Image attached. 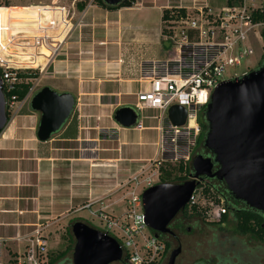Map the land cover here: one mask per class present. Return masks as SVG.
I'll return each instance as SVG.
<instances>
[{
	"label": "built area",
	"instance_id": "obj_1",
	"mask_svg": "<svg viewBox=\"0 0 264 264\" xmlns=\"http://www.w3.org/2000/svg\"><path fill=\"white\" fill-rule=\"evenodd\" d=\"M258 1L260 4L256 5L255 0H224L221 6L204 4L191 10L176 7L175 9H184V13H171L167 20L161 21L160 37L162 44H167L165 48L171 50L170 55L164 60L143 62L138 66L139 81L144 86L133 94V108L139 114L145 110H157L161 114L159 126L155 128L159 131L156 145L159 159L145 162L147 165L152 163L155 171L143 175L142 169H147L145 165L123 183L124 211L119 217L110 218L102 210H93L91 203L82 207L90 216L105 223L106 233L118 243L122 250V260L125 258L128 264H153L163 254V243L154 237L144 222L141 195L158 183V167L162 164L181 163L183 167L191 165L200 133V108L208 103L212 91L220 84L239 78L227 76L226 70L240 66L253 56L255 48L263 40L264 22L255 20V13L263 10L264 0ZM44 7L46 9L41 11ZM31 9L30 6L24 10ZM34 9L40 13L35 16L36 11H31L35 20L31 23L36 27L31 29L33 36L28 37V43H22L26 39L24 37H20L21 42L7 37L6 44L0 41L3 95L11 93L20 82L17 77L19 71L37 67L36 60L39 58L33 54V50L39 49L40 58L43 57V49L49 52V56H57L63 51L62 45L69 25L67 10L54 2L51 6ZM16 13H11L12 17L7 20L21 16ZM46 20L49 21V26L44 22ZM51 31L55 34L53 37L50 35ZM4 48L10 53L3 52ZM17 50L29 52L22 54ZM11 60L17 63L10 64ZM244 74L246 73L242 76ZM34 93V87L30 86L22 101L30 99ZM5 103L9 110L18 101L14 95H10L5 98ZM171 106H179L186 111L185 122L181 127L173 126L166 117ZM142 119L149 118L138 115L133 130L141 132L145 129ZM185 208L188 212L198 213L209 223H218L227 214L225 200L220 196L205 195L198 185ZM145 231H148L147 234ZM15 241L23 242L24 246L20 254L12 257L7 251V240L0 237V264H11V261H14L13 264H47L48 241L43 228H36L31 234Z\"/></svg>",
	"mask_w": 264,
	"mask_h": 264
},
{
	"label": "rangeland",
	"instance_id": "obj_2",
	"mask_svg": "<svg viewBox=\"0 0 264 264\" xmlns=\"http://www.w3.org/2000/svg\"><path fill=\"white\" fill-rule=\"evenodd\" d=\"M146 3L151 2L152 0H144ZM161 3H169L171 6L177 5V1H180V4L191 10L196 7H201L204 4L209 5L211 7L221 6L224 4V0H156ZM71 0H59L55 1L57 6L68 7L71 4ZM77 6L81 3L93 4L92 0H74ZM53 4V0H0V41L2 43L7 42L6 37L10 40L12 39L15 42L20 41V37H24L26 39L23 40L22 43H28L29 38L32 37L33 23V13L32 10L35 7L41 6H51ZM255 4H260L258 0H255ZM32 7L31 10H24L27 8H2V7ZM46 8H41L45 10ZM21 11V12H20ZM17 12L16 15H21L12 20H7L11 16V13ZM35 16H38L40 11L34 12ZM13 15L14 17L16 16ZM146 19L153 23L154 21H158L159 11L156 9H151L150 11L145 12ZM33 21V23H31ZM47 26H49V21H44ZM54 31V29H53ZM51 37L55 34L51 31ZM9 34H12L9 36ZM263 39V38H262ZM21 42V41H20ZM16 45L19 43H15ZM93 46V42H80L73 41L71 46L66 48V50L62 51L57 56H49V52L46 49H43L41 55L43 57L48 58H40L39 49L33 50V54L39 59L36 60V68H28L19 72H33L37 76L33 79H24V82L30 83L32 87H34L35 93L39 91L43 87H49L56 93L67 92L73 95L75 98V106L73 112L76 116H79L82 125L85 128H107L112 125L113 112L121 106H134L135 97L134 93L139 90V87H143L139 81L138 68H133L127 63V58H121L122 61H118L119 67H110L106 68L104 62L106 58L113 60V56L110 54H106L100 48H90ZM89 47V48H88ZM131 47H128L130 49ZM127 49V47H126ZM18 52L25 54L29 51L17 50ZM95 51V52H94ZM131 52L130 50H128ZM5 53H10L9 50L4 48ZM32 51H30L31 53ZM171 50L158 47V52L156 55V59L164 60L166 56L170 55ZM97 54V56H96ZM264 54V40L258 44L257 48H255V53L253 56L249 57L246 61L242 62L240 66L230 67L226 70V75L235 77H241L243 73H248L250 71L256 70L260 67V63L262 60V56ZM107 55V56H106ZM20 56V55H18ZM69 61H68V60ZM95 59V62H93ZM34 60V59H32ZM65 61V62H62ZM67 61V62H66ZM26 62V61H22ZM29 62V61H28ZM98 62V63H96ZM17 62L11 60L10 64H15ZM35 64V63H32ZM93 64H97L94 66ZM35 65H33L34 67ZM114 80H120L121 83L117 84H109L105 85L107 91L111 92H121L119 98L116 99H100L99 92H102L103 83L113 82ZM21 81V79H20ZM121 84V85H120ZM34 93V94H35ZM33 94V95H34ZM30 99L25 101L18 102L13 109L8 110L9 123H12L13 120H16L15 116L18 115H26L32 116L33 119H29V126L27 127H36L39 119V115L34 113L29 108ZM141 118L148 117L149 119L143 120L142 125L145 128L144 131L138 133L132 131L130 129H123L119 127V133L117 134V139L119 142L124 143L120 147V151L118 152V143L113 138L112 133H101L100 136L104 138L102 143H99L101 149L108 150L107 156L110 158L120 157L123 159H139L140 165H146V170L142 169V173L144 174H152L155 171V168L152 163L148 165L144 162L153 161L159 159V150L158 139H159V131L155 128L159 126L161 114L157 110H145L140 114ZM16 122V121H15ZM13 125V123H12ZM93 130V129H92ZM98 131L86 130L82 131L80 136L81 139H89L96 138V134ZM55 135V134H54ZM52 135L51 138L54 137ZM50 138V139H51ZM136 143H140L137 145ZM56 145L52 143L50 146ZM48 146V145H46ZM72 147H79V150H82V153H79L80 156H85L86 151L90 150V146L83 143H72L70 144ZM201 149V145H197L194 151L198 152ZM92 150V149H91ZM92 152V151H91ZM119 153V155H118ZM197 155V154H196ZM116 163L113 161L108 166V177L107 183L100 187V182L98 180L99 177H93V187L94 194L101 196L100 201L94 202L95 205L91 206L93 210H102L108 217L114 218L119 217L123 214V197H124V187L123 183L127 180L128 174L123 170L128 168L132 169L133 164L131 163ZM107 168V167H105ZM124 168V169H123ZM49 169V167H48ZM52 169H49L48 174L45 175V184H46V208L50 206V201L55 205L56 198L63 197L69 191V189H63V187L58 186L60 183L65 186V182H67V172L65 168H61V171H56L53 173L50 172ZM85 170V169H82ZM94 174H97L93 170ZM78 177H76V185L75 186L77 193L83 191L84 184L82 183L83 173H80ZM159 176V175H158ZM155 180V177H153ZM104 179V180H105ZM189 178H187L188 180ZM185 180V181H187ZM159 181V177H158ZM156 184H159L156 183ZM67 185L65 186V188ZM97 190V191H96ZM98 192V193H97ZM95 194V195H96ZM82 199H78L77 202H73L71 205L67 207V212L64 215L59 216L58 211H54L53 215H50L48 218L44 220L42 223L43 234L46 236L48 241V252H47V262L51 257H56L62 252H65L63 258L64 260L61 264H71V255H72V247L68 243L70 233V226L74 222H82L88 225L91 228H94L98 231H105V223L101 222L97 217H92L89 215L87 210L82 209L86 204H90L89 201L85 197H81ZM49 200V202H47ZM49 203V204H48ZM100 203H104L109 205L108 210L106 211L103 206L99 205ZM82 209V210H81ZM65 211V210H62ZM203 221V222H202ZM202 225L196 226L191 221H186L183 224V228L179 231L178 237L180 239V247L181 252L175 260L174 264H197L202 262L204 264H217L218 257L227 255L229 258H232V262H235V254L244 251L246 254L257 255L260 259L264 261V247H262L257 241L251 239L247 236L239 235L235 232L234 225L231 220L222 226H217L215 223L206 222L202 218ZM190 230L187 232L186 229ZM148 231H145L147 234ZM72 238V236H71ZM73 239V238H72ZM175 248L172 247L171 250ZM22 245L17 246L14 250L17 252H21ZM67 250V251H65ZM9 251V249H7ZM10 253V252H9ZM169 253V251H168ZM167 255H160L156 261L159 264H166L168 259ZM11 255V253H10ZM12 256V255H11ZM120 264V263H114Z\"/></svg>",
	"mask_w": 264,
	"mask_h": 264
},
{
	"label": "crops",
	"instance_id": "obj_3",
	"mask_svg": "<svg viewBox=\"0 0 264 264\" xmlns=\"http://www.w3.org/2000/svg\"><path fill=\"white\" fill-rule=\"evenodd\" d=\"M55 1L59 0H53L54 3ZM71 1L67 8L64 7L67 10L69 25L62 50L68 49L73 41L93 42L90 48L94 50L100 48L107 55L113 56L114 59L111 61L108 58L101 61L104 62L106 68L111 65L119 67L118 61H122L121 58H127V63L135 69L140 63L158 60L156 59L158 47L165 48L160 37L162 10L183 7L180 1H177V5L171 6L167 2L161 3L156 0L149 3L136 0L130 8L107 10L89 3L85 5L83 2L81 3L82 8L79 9V5L77 6L74 0ZM9 8L27 7L11 6L6 9ZM151 9L159 11L158 21L153 23L148 21L145 15V12ZM128 47L131 48L128 49ZM62 62L65 61L62 60ZM93 65L97 66V64ZM119 83H121L120 80L103 83L99 98L105 100L119 98L123 90L121 92L105 90V85H118ZM15 118L16 120L12 121L13 125L12 123L7 124L0 137V237L7 240L8 253L10 252L11 255L20 254L24 246L23 242L15 240L31 234L36 228H42L44 220L53 215L54 211H58L59 216L64 215L67 207L77 202L78 199H82L81 197H85L92 206L100 201L101 196L96 193L95 195L94 188H92L93 177H99L100 187L104 186L107 183L105 178L108 177L107 164L113 161L116 166L118 163L133 164L130 170L123 168L128 177L144 167L139 164V159H123L119 156L110 158L107 156L108 150L100 148L99 143L104 141L100 134L105 132L112 133V137L118 143V152L124 144L117 139L120 130L114 121L107 128H85L79 116L75 117L72 112L69 120L53 138L47 142H39L35 136V127L26 126L29 124L28 118L33 119V117L18 115ZM92 129L98 131L96 138L84 140L80 138L82 131H93ZM132 131L137 132L133 129ZM52 143L56 145L50 146ZM72 143H85L92 150L86 151L85 156H80L79 153H82V150H79V147L70 146ZM48 167L52 169L50 171L52 173L65 168L67 172L65 186L67 187L65 188L61 183L58 186L63 187L64 190L69 189V191L65 196L56 198L55 205L50 201V206L46 208L45 175L48 174ZM93 170L97 174H94ZM78 172L79 176L83 173L84 177L82 178L83 191L79 193L73 186V184L76 185ZM99 205L103 206L106 211L109 208V205L104 203ZM108 211L113 212V210ZM21 245V252L14 250Z\"/></svg>",
	"mask_w": 264,
	"mask_h": 264
},
{
	"label": "water",
	"instance_id": "obj_4",
	"mask_svg": "<svg viewBox=\"0 0 264 264\" xmlns=\"http://www.w3.org/2000/svg\"><path fill=\"white\" fill-rule=\"evenodd\" d=\"M123 1L102 0L108 7H118ZM163 46L167 47V44ZM74 106L75 100L70 93H56L49 87L37 91L29 102L30 110L39 115L36 139L49 141L69 120ZM203 108L206 132L202 145L209 156L197 154L192 158L187 181L181 184L159 183L141 195L144 222L155 238L160 234H171L169 224L184 210L191 194L204 178L222 183L233 200L264 213V54L258 69L220 84ZM166 117L173 126L181 127L186 111L182 107L171 106ZM112 119L121 128L130 129L136 125L138 113L132 106H121L113 112ZM7 124L0 79V133ZM70 233L74 241L71 264H114L122 261V250L106 232L74 222ZM180 252V246L173 249L166 264H174Z\"/></svg>",
	"mask_w": 264,
	"mask_h": 264
},
{
	"label": "trees",
	"instance_id": "obj_5",
	"mask_svg": "<svg viewBox=\"0 0 264 264\" xmlns=\"http://www.w3.org/2000/svg\"><path fill=\"white\" fill-rule=\"evenodd\" d=\"M136 0H124L121 2V4L118 7H108L106 6L102 0H92V2L103 9L107 10H113L117 8H130L135 3ZM79 9L82 8V4H79ZM171 13H179L183 14L184 9H164L162 10L161 15V21L167 20V18L170 16ZM255 20L264 22V11L260 10L259 12L255 13ZM262 38L264 40V32L262 33ZM261 64V63H260ZM1 75V73H0ZM37 75L33 74V72H19L17 73V77L21 79L19 83H17L14 90L9 93L8 95L4 94V97L7 99L10 95H14L16 97V101L20 102L24 99V97L27 94L28 88L30 87V83H25L24 79H33ZM75 100V98H74ZM204 108H200L198 112V125L200 128L199 136L196 140V146L201 145V149L198 152H195L196 154H201L204 157H208L209 154L206 153L205 149L203 148L202 141L204 138V134L206 132V123L204 121ZM7 117L9 121L8 116V110H7ZM2 133V132H1ZM0 133V134H1ZM194 154V156L196 155ZM216 169V166L214 165V170ZM159 172V183H172V184H181L191 174V168L190 165L183 167L181 163L178 164H168L164 163L161 166L158 167ZM198 187L202 188V192L205 195L208 196H220L225 200L227 214L222 217V219L215 223L217 226H222L224 224H227L230 220L234 225L235 232H237L239 235L250 237L251 239H254L258 243H264V213L256 212L254 210H251L247 208L243 203L233 200V198L230 196V194L226 191L224 185L220 182H217L213 179H202L200 183L198 184ZM181 214L183 217H196L200 221H202V217L192 211L188 212L185 208L182 210ZM203 222V221H202ZM170 232H174L168 227ZM158 239L163 243L164 251L163 255H167L171 242L170 239L166 235H159ZM68 243L72 247L73 245V239L69 235ZM67 251V250H65ZM65 252L60 253L56 257H51L48 259L47 264H61L64 260H61ZM12 257H15V255H12ZM235 262H232V258H229L227 255L218 257L217 264H264V261L260 259L257 255H250L246 254L244 251L237 252L235 254ZM14 261H11V264H13ZM120 264H128L126 259L124 258ZM155 264V262L153 263ZM159 264V263H156ZM197 264H204L202 262H199Z\"/></svg>",
	"mask_w": 264,
	"mask_h": 264
},
{
	"label": "flooded vegetation",
	"instance_id": "obj_6",
	"mask_svg": "<svg viewBox=\"0 0 264 264\" xmlns=\"http://www.w3.org/2000/svg\"><path fill=\"white\" fill-rule=\"evenodd\" d=\"M182 211H180L176 217L172 220V222L169 224L168 227H170V229L174 232H172L171 234H165L168 239H170V242H171V246H170V249H169V253L175 249L176 247L180 246L181 243H180V239L178 237V232L182 230L183 228V224L186 222V221H191L193 222L196 226H200L202 225L201 221L196 218V217H188V218H185L183 217V215L181 214ZM190 229L187 228L186 231L188 232ZM262 247H264V243H259ZM172 250L171 248L174 247ZM169 253H168V256H169ZM121 263V262H120Z\"/></svg>",
	"mask_w": 264,
	"mask_h": 264
}]
</instances>
